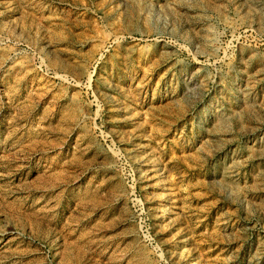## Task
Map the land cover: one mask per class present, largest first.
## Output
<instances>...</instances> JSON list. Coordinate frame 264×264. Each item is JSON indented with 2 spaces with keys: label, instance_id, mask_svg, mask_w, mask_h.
I'll use <instances>...</instances> for the list:
<instances>
[{
  "label": "rangeland",
  "instance_id": "374dc122",
  "mask_svg": "<svg viewBox=\"0 0 264 264\" xmlns=\"http://www.w3.org/2000/svg\"><path fill=\"white\" fill-rule=\"evenodd\" d=\"M0 264H264V0H0Z\"/></svg>",
  "mask_w": 264,
  "mask_h": 264
}]
</instances>
